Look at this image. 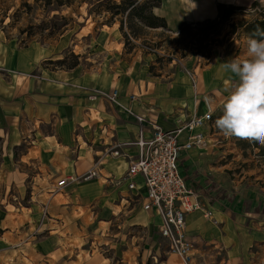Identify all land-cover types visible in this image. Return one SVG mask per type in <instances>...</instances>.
<instances>
[{
    "label": "crops",
    "instance_id": "crops-1",
    "mask_svg": "<svg viewBox=\"0 0 264 264\" xmlns=\"http://www.w3.org/2000/svg\"><path fill=\"white\" fill-rule=\"evenodd\" d=\"M255 2L264 8V0H162V6L155 9L154 14L164 18L168 25L167 31L174 33L183 24L197 26L215 21L219 16L220 4L242 9L228 24L252 23L259 18V13L251 10ZM97 32L99 55L91 60L85 59L95 63L92 71H83L81 64L65 70L41 67L40 75L34 76V70L51 57V53L34 48L31 50L35 53L34 57L27 63L24 58L26 53L11 45H0V67H6L4 71L0 68V169L6 172L9 185L23 189L29 187L36 196L34 208H28L35 214L28 216L24 224H20L18 218H15V222L20 227L38 228L36 215L41 214L42 205L48 204L50 213L56 219L45 222L42 226L45 228L39 227L38 235L46 231L47 239L53 243L74 241L77 238L82 242L80 248H74V252L69 250V255L61 257L59 254L58 261H55V256L53 260L47 256V264H77L79 259L81 264H115L113 258L102 254H92L88 259L84 256L88 234L92 235L103 228L100 225L103 222L95 224L99 210L96 202L103 199L105 212L123 218L117 220L121 232L109 233L104 241L126 243L128 247L142 250L146 256L152 244L156 246L154 250H160L154 244V240L158 239V242L163 243L161 253L166 258L159 261L154 255L153 264H183L177 255L167 251V245L159 233L160 217L154 211L143 210V177L135 179L138 189L133 192L125 184L117 183L128 172L130 162L138 160L139 156L136 146L124 145L138 140L136 115L146 119L147 129L156 125L169 131L174 129L177 116L203 114L204 97L215 103L213 107L218 112L228 95L226 89L238 80L230 71H225L223 64L232 58H246V41L249 38L243 34L242 38L232 40L227 52L224 51L217 58H210L203 67L199 64L190 77L180 71L149 77L143 65L149 60L135 52L124 54L119 22L111 27L103 26ZM25 69L30 70L21 71ZM115 91L118 92L116 103L102 97L103 94L112 96ZM146 137H150V132ZM209 139L207 149L183 153L181 161L208 153L206 151L210 147H215V135L212 133ZM115 151L120 155L111 154ZM99 160L98 177L83 181ZM181 161L180 170L188 187L199 196L216 221L215 224L206 219L203 212L188 215V234L194 242L192 263L264 264V224L253 220L251 224L258 225L253 228L248 225V219L246 224L238 222L232 208H229V205L234 204L229 200L225 203L228 205L225 206L227 210L216 207L208 190H204L197 180L186 179ZM246 177L264 186V172L259 169L250 168ZM70 178L79 181L68 185L61 192L65 203L56 202L58 194L50 195L53 197L50 199L43 198L52 193L54 188L57 189L58 182ZM29 180L31 186L27 185ZM136 196L140 197L137 202L133 199ZM115 208L119 209L117 213L114 212ZM85 209L89 210L85 216H76ZM262 214L254 215L255 219L261 218ZM18 236L19 232L16 238ZM102 236L103 233L100 237L104 238ZM136 243H139L138 247ZM110 247L111 250L116 249ZM130 251L133 252L131 248L122 251L121 258L124 260V254ZM58 252L61 253L59 248ZM18 255H15V264H20Z\"/></svg>",
    "mask_w": 264,
    "mask_h": 264
},
{
    "label": "rangeland",
    "instance_id": "rangeland-1",
    "mask_svg": "<svg viewBox=\"0 0 264 264\" xmlns=\"http://www.w3.org/2000/svg\"><path fill=\"white\" fill-rule=\"evenodd\" d=\"M115 2L120 3L119 0ZM109 5L112 3H108L107 0H0V45H11L12 48L26 53L24 58L27 59V63L34 57L35 53L31 51L34 48L44 49V53H51L52 56L45 59L41 66L34 70V76L40 75L41 67L65 70L77 63L81 64L83 71H92L95 69L92 65L95 63L85 61V59L90 58L91 60L99 55L96 43L97 29L103 26L111 27L115 22H119L121 26V21L124 20V31L122 32L124 54L135 52L149 60L143 63L149 77L159 74L169 75L177 71L188 74L190 77L199 64L203 67L210 58L222 56L224 51L227 52L226 49L229 48L232 40L243 37L239 28H234L228 23L190 26L174 33L163 29L161 32H155L138 22L130 24L126 16L114 17L107 9ZM85 27L87 28L81 32ZM40 51L43 50H38ZM0 68L4 71L6 67L1 66ZM211 103L215 106L213 101ZM222 114L223 108L216 111L215 120ZM212 133L216 138L214 148L210 147L206 154L181 161L186 179L197 180L204 190H208L211 193L210 199L216 207H224L223 210H227L226 200L234 204L229 205V208H232L231 211L238 222L246 224L248 219V225L257 228V223L251 224L253 220H257L258 224L263 225L264 186L255 184L256 182L246 177L250 168L264 172V162L256 156L259 150L249 148L251 143L246 140L224 137L216 126ZM6 177V172L0 169V264H15L17 254H19L20 264H47V256L53 260V256L57 258L59 254L61 257L69 255V250L74 252L75 247L80 248L82 240L78 238L74 241L53 243L47 239L46 231L38 235L39 227L45 228L42 227L45 222L56 219L50 213L48 204L42 205L41 214L36 215L39 222L38 228L24 227V225L20 227L15 222V218L20 220V224H24L28 216L35 214L28 208H34L36 201L34 197L36 196L32 194L29 187L23 189L9 185L10 182L6 180ZM30 181L27 182L29 186H31ZM78 181L77 179L71 182L69 179V185ZM83 181H85L84 178ZM56 194H58L57 203L66 202L61 192L55 188L52 193L46 194L43 198L50 199ZM133 199L136 201L140 197L136 196ZM96 206L99 210L95 224L98 221L103 222L100 224L103 228L97 233L88 234L85 258L88 259L92 254H102L113 258L115 264H153L154 255L159 261L166 258L161 253L163 243L158 242V239L154 240V244L156 243L160 250H154L156 246L152 244L147 249L146 256L143 255L142 250L132 246L128 247L126 243L104 241L109 233L121 232L117 220H123V218L117 214L111 215L105 212L103 199L98 200ZM118 211L119 209L115 208L114 212ZM88 212V209L81 210L76 216H85ZM261 212L262 217L255 219L254 215L261 214ZM109 221L112 224H104ZM89 229H94V227H89ZM17 232H19V238H16ZM102 233L104 238L100 237ZM138 245L139 243H136L137 247ZM110 246L116 249L111 250ZM58 248L61 253L58 252ZM130 248L133 252L124 254L123 258L126 263H122L124 261L121 258L122 251ZM135 256L139 263L135 260ZM55 261H58V258ZM56 264H61V262H56ZM77 264H81V259Z\"/></svg>",
    "mask_w": 264,
    "mask_h": 264
},
{
    "label": "built area",
    "instance_id": "built-area-1",
    "mask_svg": "<svg viewBox=\"0 0 264 264\" xmlns=\"http://www.w3.org/2000/svg\"><path fill=\"white\" fill-rule=\"evenodd\" d=\"M102 97L116 103L118 92L115 91L112 96L103 94ZM202 103L205 107L203 114L177 116L174 129L169 131L156 125L147 129L146 119L136 115L135 119L139 124L138 140L124 146H136L139 149L138 160L131 161L126 175L117 181L118 185L125 184L133 192L138 189L135 179L143 177V210L154 211L160 217L159 233L167 245V251L177 255L183 264H193L194 259V242L187 229L188 215L203 212L206 219L216 223L212 212L206 209L199 196L188 187L180 170L183 153L204 150L210 145L216 109L209 98L204 97ZM148 132L150 137H146ZM111 154L120 155L117 151ZM100 162L101 160L84 177L85 181L98 177ZM70 181L76 180L70 178ZM69 183V179L58 182L56 190L64 191Z\"/></svg>",
    "mask_w": 264,
    "mask_h": 264
},
{
    "label": "clouds",
    "instance_id": "clouds-1",
    "mask_svg": "<svg viewBox=\"0 0 264 264\" xmlns=\"http://www.w3.org/2000/svg\"><path fill=\"white\" fill-rule=\"evenodd\" d=\"M246 41V58L223 64L238 80L226 91L223 114L215 126L226 138L236 137L264 145V33Z\"/></svg>",
    "mask_w": 264,
    "mask_h": 264
},
{
    "label": "trees",
    "instance_id": "trees-1",
    "mask_svg": "<svg viewBox=\"0 0 264 264\" xmlns=\"http://www.w3.org/2000/svg\"><path fill=\"white\" fill-rule=\"evenodd\" d=\"M116 0H107L108 3L112 5L108 6V11L114 16L118 17L120 15L126 16L130 24L133 22H138L144 27L157 30L163 29L167 30L168 25L164 18L159 17L154 14V10L162 6V0H119L120 3L115 2ZM242 9L234 5H224L220 4L218 6L219 16L215 21H207L203 24H214V25H223L228 23L233 16H235ZM251 10L259 11V18L254 20L252 23H239L238 25H232L234 28H239L244 35L248 38L260 39L261 36L259 33H264V8L260 5L259 2H255ZM124 20L121 21V31H124ZM201 25V24H198ZM191 25L183 24L179 31L189 28ZM237 33V32H236ZM126 36V34H125ZM127 37V36H126ZM78 66V63L73 65V69ZM249 148L253 150H259V153L256 155L259 160L264 162V145H259L256 143H251Z\"/></svg>",
    "mask_w": 264,
    "mask_h": 264
}]
</instances>
